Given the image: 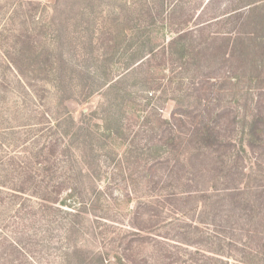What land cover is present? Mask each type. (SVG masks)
Listing matches in <instances>:
<instances>
[{
    "label": "rangeland",
    "instance_id": "rangeland-1",
    "mask_svg": "<svg viewBox=\"0 0 264 264\" xmlns=\"http://www.w3.org/2000/svg\"><path fill=\"white\" fill-rule=\"evenodd\" d=\"M241 3L0 0V264H264Z\"/></svg>",
    "mask_w": 264,
    "mask_h": 264
},
{
    "label": "trees",
    "instance_id": "trees-1",
    "mask_svg": "<svg viewBox=\"0 0 264 264\" xmlns=\"http://www.w3.org/2000/svg\"><path fill=\"white\" fill-rule=\"evenodd\" d=\"M264 0H242V3L238 6V8L235 10L237 15V18H240V25L242 29L239 31V33L235 36V38H232L229 36V38L225 39V45L226 50L230 48V51H234L238 46L242 47L241 55L244 57L247 55V46L249 44H256V48H258V56L256 58V61L261 65L264 66ZM151 19H154L153 17H150ZM245 31V32H244ZM252 33H247V32ZM180 45V49L176 50L175 53L177 55V58L179 59H185L189 57V46L186 44V42L182 43V39L178 41ZM173 53V55L175 54ZM226 53H223V56ZM261 84L264 85V80L262 79ZM261 106L258 107V112L254 116L253 120L248 124V127H245L247 131L245 133L247 136H249V143L253 144L254 139L257 137L259 141L261 137V132L264 135V127L261 128L260 126L263 124L264 126V114H263V105L264 102L260 103ZM259 109L261 110L259 112ZM216 131L215 130H203L200 132V138L201 142L200 145L203 148H213L218 144L217 138H216ZM262 139V138H261ZM257 140V141H258ZM219 141V138H218ZM258 141V142H259Z\"/></svg>",
    "mask_w": 264,
    "mask_h": 264
}]
</instances>
